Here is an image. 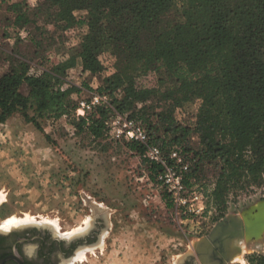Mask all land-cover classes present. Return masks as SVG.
Masks as SVG:
<instances>
[{"label": "trees", "instance_id": "trees-1", "mask_svg": "<svg viewBox=\"0 0 264 264\" xmlns=\"http://www.w3.org/2000/svg\"><path fill=\"white\" fill-rule=\"evenodd\" d=\"M177 2L182 10L173 14ZM30 7L11 4L13 26H32L41 33L48 22L62 30L86 28L78 53L83 71L102 72L104 54L113 60L115 71L99 90L120 94L113 98L116 110H134L129 117L144 124L149 144L191 154L186 185L190 177L199 180L206 166L215 167L211 188L202 185L207 204L220 217L231 196L264 186V0H42ZM76 11L84 16L77 18ZM43 15L50 21L41 26ZM2 61L8 68L0 75V122L21 112L44 130L46 121L76 109L72 93L82 88L64 86L76 56L43 66L40 73L30 70L23 54ZM151 72L160 75V86L139 85L138 79ZM152 99L158 111H151ZM191 101L198 102L194 126L175 116ZM110 112L99 105L81 117L79 126L100 137ZM127 145L140 154L147 149L137 141ZM160 168L152 163L153 178ZM248 264H264V254H250Z\"/></svg>", "mask_w": 264, "mask_h": 264}, {"label": "rangeland", "instance_id": "rangeland-1", "mask_svg": "<svg viewBox=\"0 0 264 264\" xmlns=\"http://www.w3.org/2000/svg\"><path fill=\"white\" fill-rule=\"evenodd\" d=\"M15 2H27L32 10L42 0H0V75L7 67L2 60L11 55L23 54L35 73L42 72L43 66L76 56L77 63L67 71L64 86L77 85L82 91L72 93L76 109L46 121L44 130L27 121L21 112L0 122V214L7 221L5 225L11 220H17V224L30 218V222L39 220L61 231L76 232L89 225L97 214L92 205L96 204L107 216V229L101 241L80 250L75 264H182L189 259L196 264V257L190 253L194 242L223 218L207 204L208 197L203 194L202 184L211 188L215 167L206 166L199 180L190 177V185L184 183V204L160 179L164 166L152 161L146 151L140 154L130 150V140L111 130L107 116L106 130L100 137L90 133L86 125L81 128V117L99 105L110 109L108 119L121 113L113 103L114 96L120 94L99 90L105 77L115 71L113 60L104 54L102 72H84L78 53L86 28L62 30L43 15L39 24L48 22L42 27L44 33L32 26L19 29L12 24L16 13L11 4ZM178 10H182L180 2L171 13L177 14ZM75 15L81 18L84 12L76 11ZM41 54L45 58L41 59ZM159 77L151 72L140 77L138 83L157 87ZM148 103L151 111L159 110L153 99ZM83 104L91 108L85 110ZM133 111L121 114L129 117ZM197 112L198 102L191 101L178 108L175 116L179 122L194 126ZM192 142L197 146L199 138L194 135ZM162 151L184 181L191 165L187 157L191 154H182L183 162L177 164L170 159L172 151ZM152 163L162 167L154 178ZM262 200L264 186L241 192L230 197L226 214L242 213ZM254 253L264 254V231L244 241L242 253L229 264H248V256Z\"/></svg>", "mask_w": 264, "mask_h": 264}, {"label": "flooded vegetation", "instance_id": "flooded-vegetation-1", "mask_svg": "<svg viewBox=\"0 0 264 264\" xmlns=\"http://www.w3.org/2000/svg\"><path fill=\"white\" fill-rule=\"evenodd\" d=\"M1 216L0 264H75L80 250L101 241L108 225L100 210L89 225L76 232L61 231L39 220L5 227L7 221ZM182 264L195 263L189 259Z\"/></svg>", "mask_w": 264, "mask_h": 264}, {"label": "water", "instance_id": "water-1", "mask_svg": "<svg viewBox=\"0 0 264 264\" xmlns=\"http://www.w3.org/2000/svg\"><path fill=\"white\" fill-rule=\"evenodd\" d=\"M96 211L100 207L92 204ZM264 231V200L242 213L230 212L210 232L196 240L191 255L196 264H229L242 253L244 241Z\"/></svg>", "mask_w": 264, "mask_h": 264}, {"label": "built area", "instance_id": "built-area-1", "mask_svg": "<svg viewBox=\"0 0 264 264\" xmlns=\"http://www.w3.org/2000/svg\"><path fill=\"white\" fill-rule=\"evenodd\" d=\"M91 106L83 104V109H89ZM107 125L117 136H124L130 141H137L147 146L146 156L152 161L160 163L165 169L159 174L160 179H163L169 186V190L173 193L176 199L183 201L185 204L186 198L181 193L184 192L185 186L182 176L173 168L172 163H169L163 155L162 149L158 145L149 144V137L146 128L143 124L130 117H124L121 113L116 112L109 119ZM170 159L177 164L183 162V157L180 150L174 149L171 152ZM178 195V196H177ZM204 197V196H203Z\"/></svg>", "mask_w": 264, "mask_h": 264}, {"label": "bare ground", "instance_id": "bare-ground-1", "mask_svg": "<svg viewBox=\"0 0 264 264\" xmlns=\"http://www.w3.org/2000/svg\"><path fill=\"white\" fill-rule=\"evenodd\" d=\"M30 218H27V219H25L24 221H27V222H30ZM15 221H17V220H11L7 225L8 226H12V225H14L16 222ZM22 220H19L17 223H19V222H21ZM7 225H5V227L7 226ZM73 232V231H72ZM79 255H81V254H79ZM84 256V255H83Z\"/></svg>", "mask_w": 264, "mask_h": 264}, {"label": "crops", "instance_id": "crops-1", "mask_svg": "<svg viewBox=\"0 0 264 264\" xmlns=\"http://www.w3.org/2000/svg\"><path fill=\"white\" fill-rule=\"evenodd\" d=\"M4 66H7V67L3 70V72H5L6 69L8 68V63L5 62V63H4ZM4 66H3V67H4ZM3 72H2V73H3ZM2 73H1V74H2Z\"/></svg>", "mask_w": 264, "mask_h": 264}]
</instances>
